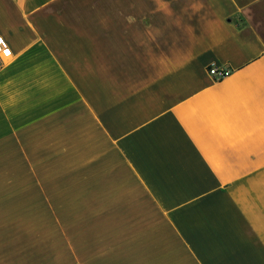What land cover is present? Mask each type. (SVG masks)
Returning <instances> with one entry per match:
<instances>
[{
	"label": "crops",
	"instance_id": "1",
	"mask_svg": "<svg viewBox=\"0 0 264 264\" xmlns=\"http://www.w3.org/2000/svg\"><path fill=\"white\" fill-rule=\"evenodd\" d=\"M0 41V264H52L49 225L86 264H264V0H0Z\"/></svg>",
	"mask_w": 264,
	"mask_h": 264
},
{
	"label": "rangeland",
	"instance_id": "2",
	"mask_svg": "<svg viewBox=\"0 0 264 264\" xmlns=\"http://www.w3.org/2000/svg\"><path fill=\"white\" fill-rule=\"evenodd\" d=\"M57 226H48V239L46 240V249L48 257L52 264H78V261L86 264L88 259L86 251V232L85 235L77 233L65 234L56 233ZM68 230L67 226H64ZM39 234V233H37Z\"/></svg>",
	"mask_w": 264,
	"mask_h": 264
},
{
	"label": "built area",
	"instance_id": "3",
	"mask_svg": "<svg viewBox=\"0 0 264 264\" xmlns=\"http://www.w3.org/2000/svg\"><path fill=\"white\" fill-rule=\"evenodd\" d=\"M12 57V52L7 44L0 41V68L3 67L6 62ZM232 71L229 68L220 69L216 66H211L209 74L217 81L223 80L230 76Z\"/></svg>",
	"mask_w": 264,
	"mask_h": 264
}]
</instances>
